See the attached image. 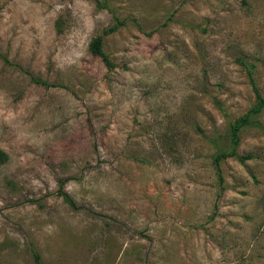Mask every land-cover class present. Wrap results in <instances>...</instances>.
I'll list each match as a JSON object with an SVG mask.
<instances>
[{
	"label": "rangeland",
	"instance_id": "374dc122",
	"mask_svg": "<svg viewBox=\"0 0 264 264\" xmlns=\"http://www.w3.org/2000/svg\"><path fill=\"white\" fill-rule=\"evenodd\" d=\"M250 69L264 0H0V264H264Z\"/></svg>",
	"mask_w": 264,
	"mask_h": 264
},
{
	"label": "trees",
	"instance_id": "16d2710c",
	"mask_svg": "<svg viewBox=\"0 0 264 264\" xmlns=\"http://www.w3.org/2000/svg\"><path fill=\"white\" fill-rule=\"evenodd\" d=\"M98 3H100L98 1ZM121 20L119 18L116 19V22L109 27L105 28L102 33L97 34L90 43V51L92 54L101 57L104 62L107 64L108 68L113 69L116 67L115 63L112 61V59L107 55L104 49V36L116 31L121 24ZM243 65H247L244 60H239ZM250 75H251V82L253 86V90L257 97L256 104L250 109V111L245 114L243 117L239 118L237 121L233 122L231 124V142L233 144V147L229 150H220L215 155L214 161L218 170V174L220 176V180L223 181V174L221 169V162L228 158V157H234L237 156L240 160H245L244 156L239 155L238 153V146L240 143L241 138V131L243 128L247 126H251L258 123L257 116L260 114L262 110H264V96L261 93V90L257 84L256 79L253 76V70L250 69ZM32 79L38 83H42L45 85H49L48 82L42 80L41 78H37L35 76H32ZM9 155L3 151L0 150V162H5L8 160ZM64 181L61 182V187L58 190V193L64 197V199L70 203L71 205L75 206V201L72 199L70 194L64 190L63 184ZM36 262L37 264H43L41 256L37 253L36 254Z\"/></svg>",
	"mask_w": 264,
	"mask_h": 264
}]
</instances>
